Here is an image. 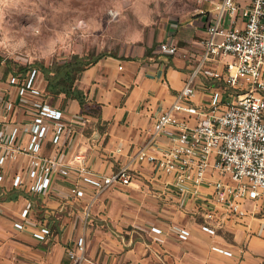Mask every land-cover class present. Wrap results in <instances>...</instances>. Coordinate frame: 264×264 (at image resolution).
Listing matches in <instances>:
<instances>
[{
  "label": "crops",
  "instance_id": "obj_1",
  "mask_svg": "<svg viewBox=\"0 0 264 264\" xmlns=\"http://www.w3.org/2000/svg\"><path fill=\"white\" fill-rule=\"evenodd\" d=\"M221 1H204L200 13L192 17L156 22L147 35L129 37L114 53L87 67L75 87L96 104L98 112L90 114L86 124H76L71 118L81 115L77 101L61 106V97L54 104L65 116L62 155L71 160L80 154L93 172L111 175L136 154L155 118L173 104L184 86L194 88L193 104L200 107L208 105L213 87L230 92L201 72L194 76L203 53L201 42L217 19ZM234 1L239 9L252 3ZM221 26L241 29L243 20L239 14L234 21L223 17ZM162 44L176 47L177 53H161ZM203 68L221 70L215 62ZM45 85V81L38 84L42 91ZM11 90L6 79L0 83V94L7 96ZM55 149L47 139L43 156ZM25 167L22 156L4 170L0 184V264H68L66 251L79 237L85 238L87 258L99 264H264V211L242 220L225 218L217 235L210 237L200 227L216 222L205 221L190 201L173 199L166 189L170 178L147 164L130 166V185H114L95 198L93 190L82 186L81 199L68 193L73 177L56 179L43 194L14 189L11 178ZM27 205V218L22 219L20 213ZM41 226L50 228L45 242L32 238ZM151 227L161 234L151 233ZM176 228L189 231L186 242L177 238ZM217 244L234 254L241 252L240 259L212 252Z\"/></svg>",
  "mask_w": 264,
  "mask_h": 264
},
{
  "label": "built area",
  "instance_id": "obj_2",
  "mask_svg": "<svg viewBox=\"0 0 264 264\" xmlns=\"http://www.w3.org/2000/svg\"><path fill=\"white\" fill-rule=\"evenodd\" d=\"M218 11L201 42L203 53L194 76L201 72L205 78L222 82L230 92L220 93L213 87L208 105L200 107L193 104L194 88L184 86L173 104L155 118L136 154L111 175L93 172L80 154L71 160L62 155L65 116L43 99L35 69L23 77L9 75L6 84L13 91L0 94V184L4 170L23 156L26 167L12 176L14 189L43 194L56 179L73 177L68 189L71 196L83 198L81 187L86 186L95 198L114 185H130V166L141 163L170 178L166 189L173 199L190 201L205 221L216 222L200 227L210 237L217 235L225 218L242 220L264 211V0H252L243 9L234 0H222ZM238 14L243 20L241 29L221 26L223 17L234 21ZM159 50L167 56L177 53L176 47L167 44ZM208 62L219 64L221 70L203 68ZM71 121L84 125L89 115H76ZM47 139L56 149L45 157ZM29 207L21 211L22 219L27 218ZM175 231L182 242L190 237L184 228ZM262 231L263 227L257 235ZM150 232L161 234L155 227ZM50 234L49 227L41 226L32 238L45 242ZM211 251L236 260L241 256L218 244ZM65 258L68 264H99L87 258L84 237L75 241Z\"/></svg>",
  "mask_w": 264,
  "mask_h": 264
},
{
  "label": "rangeland",
  "instance_id": "obj_3",
  "mask_svg": "<svg viewBox=\"0 0 264 264\" xmlns=\"http://www.w3.org/2000/svg\"><path fill=\"white\" fill-rule=\"evenodd\" d=\"M204 1L0 0V83L39 65L112 54L156 22L200 13Z\"/></svg>",
  "mask_w": 264,
  "mask_h": 264
},
{
  "label": "trees",
  "instance_id": "obj_4",
  "mask_svg": "<svg viewBox=\"0 0 264 264\" xmlns=\"http://www.w3.org/2000/svg\"><path fill=\"white\" fill-rule=\"evenodd\" d=\"M103 56L99 55L92 61L75 56L61 64H53L49 67L39 65L30 69H35L42 76L43 81H45L46 85L42 91V97L52 98L50 105L54 106V103L63 97L61 106H64L68 100H74L80 106L81 115H90L98 112L97 106L95 103L86 100L83 92L78 90L75 84L81 73ZM13 75L23 77L24 74L17 75L14 73Z\"/></svg>",
  "mask_w": 264,
  "mask_h": 264
}]
</instances>
